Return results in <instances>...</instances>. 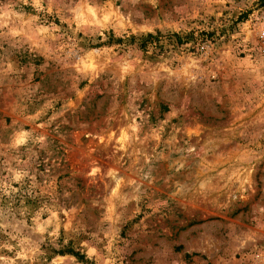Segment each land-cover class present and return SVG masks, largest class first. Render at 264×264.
Masks as SVG:
<instances>
[{"label": "rangeland", "instance_id": "obj_1", "mask_svg": "<svg viewBox=\"0 0 264 264\" xmlns=\"http://www.w3.org/2000/svg\"><path fill=\"white\" fill-rule=\"evenodd\" d=\"M0 264H264V0H0Z\"/></svg>", "mask_w": 264, "mask_h": 264}, {"label": "trees", "instance_id": "obj_2", "mask_svg": "<svg viewBox=\"0 0 264 264\" xmlns=\"http://www.w3.org/2000/svg\"><path fill=\"white\" fill-rule=\"evenodd\" d=\"M147 39H152V37L150 35L147 36ZM74 256L77 257L78 260H82L83 257L77 255V254H74Z\"/></svg>", "mask_w": 264, "mask_h": 264}]
</instances>
